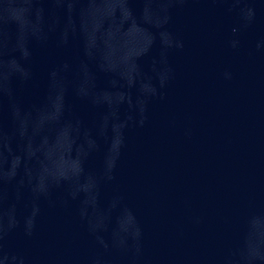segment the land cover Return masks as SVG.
<instances>
[{
	"label": "water",
	"instance_id": "1",
	"mask_svg": "<svg viewBox=\"0 0 264 264\" xmlns=\"http://www.w3.org/2000/svg\"><path fill=\"white\" fill-rule=\"evenodd\" d=\"M0 264H264V0H0Z\"/></svg>",
	"mask_w": 264,
	"mask_h": 264
}]
</instances>
